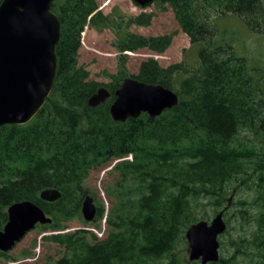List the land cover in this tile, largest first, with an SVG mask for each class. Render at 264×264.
Returning a JSON list of instances; mask_svg holds the SVG:
<instances>
[{
	"label": "trees",
	"instance_id": "trees-1",
	"mask_svg": "<svg viewBox=\"0 0 264 264\" xmlns=\"http://www.w3.org/2000/svg\"><path fill=\"white\" fill-rule=\"evenodd\" d=\"M156 1L161 11L165 3L172 8L192 43H203L195 66L179 62L164 67L148 57L135 74H127L124 51L147 48L160 54L173 34L128 32L112 20L118 17L104 15L95 0L52 2L60 31L51 92L29 122L0 126V230L12 203L29 200L38 205L51 218L36 225L51 231L42 240L64 249L58 258L41 264H153L163 257L164 264H199L177 257L176 244L187 243L186 229L206 218L200 211L204 200L215 212L228 209L227 194L237 186L253 187L251 201H236L242 207L254 206L238 211L252 229L237 243L230 241L233 252L206 264H264V69L250 67L232 45L210 40L215 34L212 19L228 13L245 17L252 30L259 28V0ZM153 15L130 16L125 26L147 25ZM85 25L116 28L119 66L107 74L106 83L89 79V72L78 65ZM128 75L172 89L179 103L155 117L142 113L113 120L109 107L114 91ZM100 86L110 96L98 106H88ZM128 155L131 159L125 158ZM116 159L112 188L105 190L114 199L105 217L106 236L98 238L84 228L63 231L69 220H82L81 203L91 193L84 185L90 171ZM46 188L58 189L60 197L52 202L41 199ZM103 214V206H96L91 224L96 226ZM227 231L228 225L223 234ZM219 241L223 248L224 240ZM30 254L24 251L22 256ZM7 262L30 264L0 251V264Z\"/></svg>",
	"mask_w": 264,
	"mask_h": 264
},
{
	"label": "water",
	"instance_id": "water-1",
	"mask_svg": "<svg viewBox=\"0 0 264 264\" xmlns=\"http://www.w3.org/2000/svg\"><path fill=\"white\" fill-rule=\"evenodd\" d=\"M54 0H2L0 2V126L25 124L44 105L56 75L55 45L59 39L60 20L52 10ZM155 0H133L145 7ZM115 99L109 113L115 121L136 118L142 113L150 117L179 103V95L159 83H146L133 76L122 79L114 91ZM110 93L100 86L87 100L88 106H98ZM61 193L56 188L40 192L45 201H55ZM230 200V199H229ZM81 215L87 222L96 215L93 198L86 195L81 203ZM225 208L211 220H199L185 231L188 259L199 264L219 259V235L226 230ZM7 221L0 230V251H10L36 224L51 222V218L29 200L17 201L7 208Z\"/></svg>",
	"mask_w": 264,
	"mask_h": 264
},
{
	"label": "rangeland",
	"instance_id": "rangeland-1",
	"mask_svg": "<svg viewBox=\"0 0 264 264\" xmlns=\"http://www.w3.org/2000/svg\"><path fill=\"white\" fill-rule=\"evenodd\" d=\"M98 9L104 15H115L117 19H112L122 23L128 32L141 34L143 36H156L165 33L173 34L170 45L167 49L157 54L147 48H140L135 51L125 52L127 59L125 61V69L127 74H135L139 68L141 61L148 57H153L161 66H168L173 63H184L187 67H193L197 64V51L203 43H192L190 37L182 31L180 25L174 17L172 8L167 4L164 11L160 10L159 2H152L145 7L136 5L133 0H95ZM261 14L256 16V20L260 21L261 25L255 30L245 22V17L228 13L226 15L217 16L212 19L215 27V34L210 37L215 42H222L232 45L233 52L237 56L245 57L248 65L253 68L264 69V0H259ZM153 13L150 23L147 25L130 24L127 28L125 23L130 16L139 15L140 13ZM124 17V19H119ZM111 18V16H110ZM115 26L105 27L100 30L94 27L84 26L80 33V47L78 50V65L83 66L89 72V79L106 83L110 79L107 74L115 73L119 66V51L114 43L116 40ZM248 140H252L251 135H247ZM115 161L103 165L102 167L92 169L88 177L84 180V185L87 186L93 198L95 206H103V217L98 220L96 226L91 222L83 219L73 218L67 222V228L63 231H74L78 228L92 230L98 238L106 236L108 230L105 217L114 201V199L106 193V189L112 188L114 175L111 172V167ZM254 195L253 187L247 189L245 186H237L229 191L227 198L229 208L223 214V219L228 225V233L220 235L219 239L224 240L223 248L219 249V253L228 255L233 252L234 246L230 243H237L240 236L248 233L252 229V223L242 219L239 214V209L248 208L250 203L244 207L236 203L237 200L246 199L251 201ZM254 206L250 205L249 208ZM221 208V207H220ZM218 208V210H220ZM200 211L206 216L208 222L214 216L215 208L206 203L205 200L200 206ZM62 231V232H63ZM51 231L43 232L39 227H34L28 231L25 236L8 251L9 254L17 257L19 261H28L30 264H41L49 259H56L64 253V249L53 243H48L42 240V235L48 234ZM60 232V231H58ZM24 251L30 252V256L24 257ZM175 255L179 258L188 260V244L179 242L174 249ZM167 262V257H163L153 264H164ZM3 264H14L7 262Z\"/></svg>",
	"mask_w": 264,
	"mask_h": 264
},
{
	"label": "bare ground",
	"instance_id": "bare-ground-1",
	"mask_svg": "<svg viewBox=\"0 0 264 264\" xmlns=\"http://www.w3.org/2000/svg\"><path fill=\"white\" fill-rule=\"evenodd\" d=\"M15 246V245H14ZM3 252V251H2ZM8 252V251H7Z\"/></svg>",
	"mask_w": 264,
	"mask_h": 264
}]
</instances>
